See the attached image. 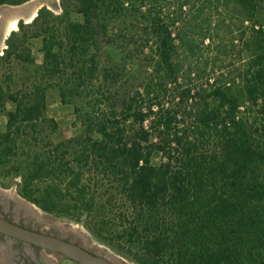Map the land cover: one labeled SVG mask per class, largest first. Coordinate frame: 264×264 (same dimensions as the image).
Returning a JSON list of instances; mask_svg holds the SVG:
<instances>
[{
    "label": "trees",
    "instance_id": "obj_1",
    "mask_svg": "<svg viewBox=\"0 0 264 264\" xmlns=\"http://www.w3.org/2000/svg\"><path fill=\"white\" fill-rule=\"evenodd\" d=\"M259 1L237 0L246 18ZM190 2L60 0L59 15L42 7L30 24L19 21L0 77L14 82L13 64L32 73L28 89L0 83V110L12 106L0 132V184L10 167L20 198L47 214L85 215L92 236L134 264H264V26L252 28L246 48L255 58L238 83L197 87L211 36L205 20L183 19ZM89 86L98 111L86 125L97 139L88 129L73 151L19 146L38 136L49 90L66 103Z\"/></svg>",
    "mask_w": 264,
    "mask_h": 264
},
{
    "label": "rangeland",
    "instance_id": "obj_2",
    "mask_svg": "<svg viewBox=\"0 0 264 264\" xmlns=\"http://www.w3.org/2000/svg\"><path fill=\"white\" fill-rule=\"evenodd\" d=\"M47 1L51 9L44 7L54 15H59L61 13L60 0ZM28 5H31V3H28ZM183 11L185 14L183 19L188 15L186 20H188L190 26H198L201 20H205L211 36V40H204L202 56L198 57L199 61L197 63L205 71V74L201 73L198 78L196 77L194 85L198 87L201 83L206 84L208 80L215 79L228 82L235 80L238 83L241 80L240 75L246 71L247 66L255 58L253 56L255 55V48L252 46L246 48V44L250 45L252 43V28L264 26V0L257 3V10L253 18H246L247 13L237 0H191L189 6H186ZM3 16L5 15L0 13V28H3ZM181 26L182 24L179 25V27ZM206 26L203 25L202 27ZM199 32V29L195 28L192 33L197 34ZM194 39L197 42L200 41L199 36H194ZM37 51L38 46L34 45L33 54L38 58L37 63H39L40 58ZM10 66L15 73V81L9 84V81L1 75L0 83H3L4 87L9 84L11 92L27 88L28 85L27 83L24 84V79L32 71H27V68L22 65L13 64ZM68 100L66 103L61 102L58 90H49L46 94L44 122L38 128V136H25L26 140L18 141L19 146L47 149L48 146L54 148L56 145H63V148L66 146L73 151L79 148V145L78 142L72 140L79 137L84 139L88 134L86 132L88 129L91 132L89 135L93 139H97L99 135L95 127L88 128L86 125L88 119L97 116L98 106L94 90L89 86L88 90L84 89ZM103 107L104 110H109V105H106V103ZM11 109L12 106L8 104L3 110H0V132L5 130L6 113ZM257 110L255 108L249 112L250 122H253L256 117L259 118ZM162 162V156L158 154L153 156V164L159 166ZM11 172V168H7L4 171L6 177L1 178L0 216H8L15 223L28 226L32 230L77 244L110 260L114 264H134L121 252L98 242L87 229L89 221L85 215L76 220L47 214L20 198L17 194V186L21 180L20 178L7 176ZM95 192L96 188L92 186V193ZM0 253L2 255L1 264H19V261L22 263V259L15 257V249L11 243H1ZM24 254L29 259L31 258L35 264H76L61 255L43 250L33 252L26 247Z\"/></svg>",
    "mask_w": 264,
    "mask_h": 264
},
{
    "label": "water",
    "instance_id": "obj_3",
    "mask_svg": "<svg viewBox=\"0 0 264 264\" xmlns=\"http://www.w3.org/2000/svg\"><path fill=\"white\" fill-rule=\"evenodd\" d=\"M31 1L32 0L22 5H19V6L4 5L0 7V13L4 15L3 14L5 13L4 11L10 12L13 10H16V11L24 10V9L27 10V8H24V7H26L27 6L26 4L30 3ZM42 7H44V5L41 6L38 9V11ZM30 13L31 11L28 9L24 14L25 17H29ZM37 13L34 17H32L30 22L25 23L24 20H21V21H23L24 24H30L34 20V18L37 16ZM18 23H17V29H18ZM11 32H9L7 37L3 38L2 37L3 30H2V27L0 28V44L2 43V46L0 45V56L3 55V50H5L6 48L5 41L7 40ZM0 234L6 237L24 242L27 245L34 246L43 251L61 255L76 264H114L110 260L102 256L96 255L95 253L77 244H74L72 242H69L65 239H62L56 236H52L50 234L38 232L32 229L20 226L19 224L15 222H11L3 218L2 216H0Z\"/></svg>",
    "mask_w": 264,
    "mask_h": 264
},
{
    "label": "bare ground",
    "instance_id": "obj_4",
    "mask_svg": "<svg viewBox=\"0 0 264 264\" xmlns=\"http://www.w3.org/2000/svg\"><path fill=\"white\" fill-rule=\"evenodd\" d=\"M31 5H27V10L29 9L31 11L29 17H25V12L27 11L26 9L24 10H13L10 11L8 14H4L5 19L3 21V35L2 37H7V35L9 34V32L16 30L17 28V23L21 20H24L25 23H28L31 21L32 17H34L36 15V13L38 12V9L41 6H46L49 9H51L50 4H48L49 2L47 0H32ZM25 5V6H26ZM7 13V12H6ZM10 14V15H9ZM2 46V43L0 44Z\"/></svg>",
    "mask_w": 264,
    "mask_h": 264
},
{
    "label": "flooded vegetation",
    "instance_id": "obj_5",
    "mask_svg": "<svg viewBox=\"0 0 264 264\" xmlns=\"http://www.w3.org/2000/svg\"><path fill=\"white\" fill-rule=\"evenodd\" d=\"M2 6H4V5H2ZM2 6H0V7H2ZM4 19H5V17H4ZM2 217L7 219V220H9V221H11V222H14L8 216H2ZM19 225L23 226V227H26V228H29L28 226H25V225H22V224H19ZM1 243H11V244H13V248L15 249V257H17V259H22V263L19 261V264H35V262L31 260V258L29 259V257L26 256V254H24V251H25L26 247L29 248L30 250H32L33 252L41 250V249L36 248L34 246L27 245L24 242H21V241L6 237V236H4L2 234H0V245H1ZM1 257H2V255L0 253V264L2 263L1 262Z\"/></svg>",
    "mask_w": 264,
    "mask_h": 264
}]
</instances>
